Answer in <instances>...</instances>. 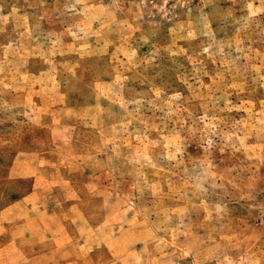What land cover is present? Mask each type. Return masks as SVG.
<instances>
[{"label":"rangeland","instance_id":"obj_1","mask_svg":"<svg viewBox=\"0 0 264 264\" xmlns=\"http://www.w3.org/2000/svg\"><path fill=\"white\" fill-rule=\"evenodd\" d=\"M0 264H264V0H0Z\"/></svg>","mask_w":264,"mask_h":264}]
</instances>
